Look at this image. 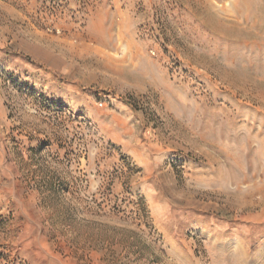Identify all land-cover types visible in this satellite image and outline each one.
Returning <instances> with one entry per match:
<instances>
[{"label": "rangeland", "instance_id": "obj_1", "mask_svg": "<svg viewBox=\"0 0 264 264\" xmlns=\"http://www.w3.org/2000/svg\"><path fill=\"white\" fill-rule=\"evenodd\" d=\"M0 264H264V0H0Z\"/></svg>", "mask_w": 264, "mask_h": 264}, {"label": "bare ground", "instance_id": "obj_2", "mask_svg": "<svg viewBox=\"0 0 264 264\" xmlns=\"http://www.w3.org/2000/svg\"><path fill=\"white\" fill-rule=\"evenodd\" d=\"M219 171V170H218Z\"/></svg>", "mask_w": 264, "mask_h": 264}]
</instances>
